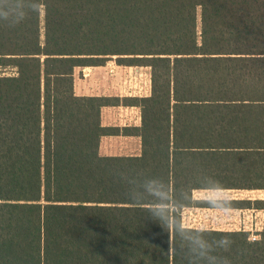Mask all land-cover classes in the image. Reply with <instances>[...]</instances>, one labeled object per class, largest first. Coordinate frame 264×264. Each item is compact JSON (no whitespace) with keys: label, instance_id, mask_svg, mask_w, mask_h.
Listing matches in <instances>:
<instances>
[{"label":"trees","instance_id":"1","mask_svg":"<svg viewBox=\"0 0 264 264\" xmlns=\"http://www.w3.org/2000/svg\"><path fill=\"white\" fill-rule=\"evenodd\" d=\"M112 56L149 66L148 95L75 92L76 68ZM0 65V264H264V230L180 214L264 208L192 195L264 188V0H0ZM120 102L139 126L102 124ZM120 132L139 154L99 151Z\"/></svg>","mask_w":264,"mask_h":264},{"label":"crops","instance_id":"2","mask_svg":"<svg viewBox=\"0 0 264 264\" xmlns=\"http://www.w3.org/2000/svg\"><path fill=\"white\" fill-rule=\"evenodd\" d=\"M112 68V72L109 70ZM88 69L89 71L85 72L86 77H82L83 71ZM144 70L146 72V84L144 88V94L148 95L151 89V80H150V69L147 65H137V64H120L115 62L114 58L106 59L103 64L97 65H85L78 67L75 70L79 73V76H75L74 73V90L77 94L83 95H118V90H115V79L118 80V76L123 72H131ZM111 71V70H110ZM125 78L121 80L122 87L121 89L126 88L124 83ZM118 86V85H117ZM122 96H138L129 93H120ZM101 122L104 125L110 126H139L141 123V111L139 105L135 103H123L118 104H106L101 107ZM99 151L102 154H113V155H130V154H139L141 151V137L138 134H124L113 133V134H104L101 136ZM193 190L192 192H194ZM193 198L200 200H216V199H243V197L233 196V197H207V196H196L193 194ZM246 198L252 199V197L247 196ZM264 198V197H261ZM185 208L186 210H184ZM224 209V210H233L235 211L234 216L232 215L231 221L232 226L229 227H203L202 225L197 226L190 223L191 220H196L199 223L200 219H208L209 216L215 217L214 209ZM262 208L247 207V206H214L208 204H192L188 206H183L181 209V223L183 226L187 227H197V228H212L220 230H238L241 229L239 223V217L241 211L247 212H258ZM183 210V212H182ZM244 230V229H243Z\"/></svg>","mask_w":264,"mask_h":264},{"label":"rangeland","instance_id":"3","mask_svg":"<svg viewBox=\"0 0 264 264\" xmlns=\"http://www.w3.org/2000/svg\"><path fill=\"white\" fill-rule=\"evenodd\" d=\"M40 24H41V39H43V9L41 10L40 13ZM199 28H200V22H199V16H198V20H197V29L199 32ZM115 56L109 57L110 58H114ZM115 59V58H114ZM116 62V60H115ZM15 71V68H13L12 66H1L0 65V74H8V73H13ZM89 71L88 69H86V71H83V74L81 75L82 77H86L87 75L84 74L85 72ZM113 71V70H112ZM109 70V72H112ZM79 73L81 74V72H77L76 71V77L79 76ZM125 78V84H126V88L121 89L122 87V83L121 80H123ZM127 80V81H126ZM115 90H118L121 94L122 93H132L130 90L131 86L137 85V89L139 86H143L145 87L146 84V72L144 70H138V71H131V72H123L120 73L118 76V80L115 79ZM118 85V86H117ZM118 92V96H122L120 95ZM138 95V94H136ZM140 96V95H138ZM195 190L194 192H192V195H196V196H209V197H233V196H238V197H243L246 198L247 196L252 197V199H258L261 197H264V188H246V187H216V188H196L193 189ZM184 210H186L185 208H183ZM215 211V217H211L209 216L208 219H200L199 218V223L196 220H191L190 223H193V225H197L200 226L202 225L203 227L207 226V227H229L232 226L231 221L234 220V218L232 219V215L234 216L235 211L233 210H222V209H214ZM183 212V210H182ZM182 214V213H181ZM236 226H240V225H236Z\"/></svg>","mask_w":264,"mask_h":264},{"label":"built area","instance_id":"4","mask_svg":"<svg viewBox=\"0 0 264 264\" xmlns=\"http://www.w3.org/2000/svg\"><path fill=\"white\" fill-rule=\"evenodd\" d=\"M110 70L112 71V68ZM144 88L143 86H139L137 89V85L133 84L131 89H128L132 92H129V94H138L141 96L144 94ZM257 211L258 212L241 211L239 215H242V218L239 217L240 228L249 232L250 239H257L260 235L259 232L264 230V208Z\"/></svg>","mask_w":264,"mask_h":264},{"label":"clouds","instance_id":"5","mask_svg":"<svg viewBox=\"0 0 264 264\" xmlns=\"http://www.w3.org/2000/svg\"><path fill=\"white\" fill-rule=\"evenodd\" d=\"M221 245L227 246L229 245V241L227 239H223L220 241ZM209 264H213L212 258H209Z\"/></svg>","mask_w":264,"mask_h":264}]
</instances>
